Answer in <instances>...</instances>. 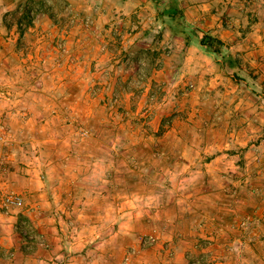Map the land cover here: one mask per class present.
Returning a JSON list of instances; mask_svg holds the SVG:
<instances>
[{"label":"rangeland","instance_id":"rangeland-1","mask_svg":"<svg viewBox=\"0 0 264 264\" xmlns=\"http://www.w3.org/2000/svg\"><path fill=\"white\" fill-rule=\"evenodd\" d=\"M176 1L222 54L187 44L152 0H0L14 264H264V0ZM181 204L187 247L164 224Z\"/></svg>","mask_w":264,"mask_h":264},{"label":"crops","instance_id":"crops-1","mask_svg":"<svg viewBox=\"0 0 264 264\" xmlns=\"http://www.w3.org/2000/svg\"><path fill=\"white\" fill-rule=\"evenodd\" d=\"M221 35L220 36L218 35L220 37V39L222 38V40H225ZM216 162H217V160H212L210 162V164H217ZM212 176H213V178H216L215 175H212ZM185 179L186 178L183 177L181 180L184 181ZM190 208L191 207H187L184 205L179 206L178 207V217L173 222H170L169 221L170 219H167L168 221L165 220L166 222L164 223L167 227L170 228L169 231L174 233L175 238H173V239L180 242L183 246L186 245V247H187V245L190 244L191 241L196 239V238H190L187 236V232L189 231L190 224H191V223L189 224L187 222V215H189V211L193 212V210H191ZM199 212L201 213V211H199ZM7 215H9V214H7ZM15 219L17 220V217L15 218L14 215H9L4 220V223L0 224V226H1V231H0V264H6L5 263L6 259L12 260V256H9L12 254H14V257H13L14 260L9 261V264H14L15 261L18 262L17 261L18 260L17 254L19 256V254L22 253L18 250V248H16L17 241L14 242V240H13L16 237L12 234L13 233V226H14L13 224L15 222ZM212 219L217 220V219H215L214 216L211 217V220ZM131 222L135 223V221H131ZM212 224H213V222H212ZM165 235L167 237L170 236L169 233H165ZM199 236H200V234H199ZM55 245L58 246V242H56ZM66 247H67V245H66ZM184 250L186 253V254L184 253V255L186 257H188L189 256L188 250L186 248H184ZM202 252H205V251H202ZM85 253H87V252L82 251V253H80V254L72 255L71 253L65 252V255H63V257L61 254H59V255L54 256V258L57 259V258L61 257L60 261H57L56 263L62 262L63 264H87L88 262L93 261L94 258L97 260L101 258V255H99V254L92 255V257L89 258V256ZM252 254L253 255H251V256H254L253 258H259L260 257V255L257 254L256 251H254ZM246 255L247 254H243L244 257H246ZM35 258H36V261L40 262V263H43L45 261L43 259V257H40V256H37ZM25 263H26V259L22 258L20 264H25Z\"/></svg>","mask_w":264,"mask_h":264},{"label":"trees","instance_id":"trees-1","mask_svg":"<svg viewBox=\"0 0 264 264\" xmlns=\"http://www.w3.org/2000/svg\"><path fill=\"white\" fill-rule=\"evenodd\" d=\"M157 6H164L162 11L163 15H166L175 22L173 32L184 39L189 44L191 41H196L199 45L209 50L214 54H222L224 41L219 37L210 34L208 31L200 27L190 28L182 19L184 18V12L179 7L176 0H152ZM224 58L228 60V64L234 65L233 56L226 53Z\"/></svg>","mask_w":264,"mask_h":264},{"label":"built area","instance_id":"built-area-1","mask_svg":"<svg viewBox=\"0 0 264 264\" xmlns=\"http://www.w3.org/2000/svg\"><path fill=\"white\" fill-rule=\"evenodd\" d=\"M23 203V198L19 195H9L6 197L5 202H4V206L9 209L11 207L14 206H20ZM250 218H246L243 220V222L241 223V226L246 228L248 226V224H250Z\"/></svg>","mask_w":264,"mask_h":264}]
</instances>
